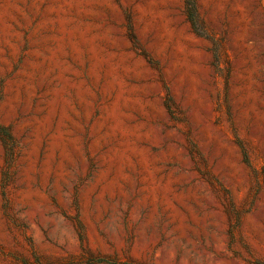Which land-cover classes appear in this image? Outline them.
I'll return each instance as SVG.
<instances>
[{"label": "rangeland", "instance_id": "374dc122", "mask_svg": "<svg viewBox=\"0 0 264 264\" xmlns=\"http://www.w3.org/2000/svg\"><path fill=\"white\" fill-rule=\"evenodd\" d=\"M196 5L0 0V264H264V0Z\"/></svg>", "mask_w": 264, "mask_h": 264}, {"label": "trees", "instance_id": "16d2710c", "mask_svg": "<svg viewBox=\"0 0 264 264\" xmlns=\"http://www.w3.org/2000/svg\"><path fill=\"white\" fill-rule=\"evenodd\" d=\"M183 1H184V14L186 16V19L190 22L194 33L198 36H202V33H201L202 29H201L200 24H199L196 0H183ZM127 33H128V38L131 41L133 48L138 49L139 48L138 41L136 39V35L134 33L130 19L128 20ZM212 52H213L214 58L216 60H218L220 57L219 46L216 45L212 49ZM142 55L145 58H147V55L145 53H142ZM147 60L149 63L152 64V61L150 59H147ZM165 106H166L167 110L171 109L172 103H171L170 98L167 99ZM0 142H1L3 150H4V158H5V170L3 173V178L8 179L9 175H10V170L13 166L14 159H15V148H16V146H15V140L11 134L10 129L8 127L1 126V125H0ZM238 144L241 148L243 161L248 164L249 161H248L247 152L240 145V143H238ZM91 262H92V264H135L132 262H129V263H117L115 261L108 262V261H103L101 259L92 260ZM257 264H259V263H257Z\"/></svg>", "mask_w": 264, "mask_h": 264}]
</instances>
